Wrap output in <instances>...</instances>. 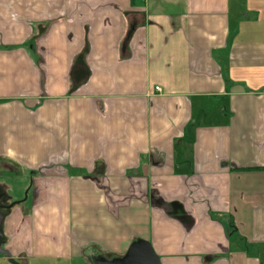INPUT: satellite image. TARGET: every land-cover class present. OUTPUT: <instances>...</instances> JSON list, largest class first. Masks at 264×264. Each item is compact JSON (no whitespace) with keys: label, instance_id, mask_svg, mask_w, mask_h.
<instances>
[{"label":"crops","instance_id":"1","mask_svg":"<svg viewBox=\"0 0 264 264\" xmlns=\"http://www.w3.org/2000/svg\"><path fill=\"white\" fill-rule=\"evenodd\" d=\"M3 172L0 264H264V0H0Z\"/></svg>","mask_w":264,"mask_h":264},{"label":"water","instance_id":"2","mask_svg":"<svg viewBox=\"0 0 264 264\" xmlns=\"http://www.w3.org/2000/svg\"><path fill=\"white\" fill-rule=\"evenodd\" d=\"M2 216L0 215V223ZM1 236V233H0ZM0 253L7 254V251L1 248ZM94 264H160L158 257L153 253L150 245L146 242H137L133 244L127 255L121 259H115L112 261L93 257Z\"/></svg>","mask_w":264,"mask_h":264},{"label":"rangeland","instance_id":"3","mask_svg":"<svg viewBox=\"0 0 264 264\" xmlns=\"http://www.w3.org/2000/svg\"><path fill=\"white\" fill-rule=\"evenodd\" d=\"M1 174L0 177L4 179L2 180L0 179V183L8 184L10 188H15L14 192L17 195H19L20 193L23 194L25 198V195L29 193V189H30V183L28 182V179L25 177L21 178L20 174H15L13 172H10V174H7V172H3ZM6 205H7V200L4 195V190L3 188H0V214L1 213L3 214L5 212L7 207Z\"/></svg>","mask_w":264,"mask_h":264},{"label":"built area","instance_id":"4","mask_svg":"<svg viewBox=\"0 0 264 264\" xmlns=\"http://www.w3.org/2000/svg\"><path fill=\"white\" fill-rule=\"evenodd\" d=\"M155 90H156V91H160L159 87H156Z\"/></svg>","mask_w":264,"mask_h":264}]
</instances>
